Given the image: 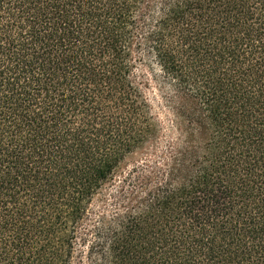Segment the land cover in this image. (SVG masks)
Masks as SVG:
<instances>
[{"label": "trees", "instance_id": "trees-1", "mask_svg": "<svg viewBox=\"0 0 264 264\" xmlns=\"http://www.w3.org/2000/svg\"><path fill=\"white\" fill-rule=\"evenodd\" d=\"M82 261L264 264V0H0V264Z\"/></svg>", "mask_w": 264, "mask_h": 264}, {"label": "rangeland", "instance_id": "rangeland-1", "mask_svg": "<svg viewBox=\"0 0 264 264\" xmlns=\"http://www.w3.org/2000/svg\"><path fill=\"white\" fill-rule=\"evenodd\" d=\"M159 87L160 86L158 85V83L155 80H153L150 75H148L147 87H145V92L150 98V100L153 102L154 109L156 106V111H158V113L161 114L162 109L159 105V99H160L161 92H160ZM145 155H146L145 150H139L133 153L132 155L126 158L124 167L128 169L134 163H140L145 158ZM101 201L102 199H99V198L95 200V202L93 203V208L95 209L94 211H97L100 209L99 205L102 203ZM78 264H86V263L85 261H82Z\"/></svg>", "mask_w": 264, "mask_h": 264}]
</instances>
